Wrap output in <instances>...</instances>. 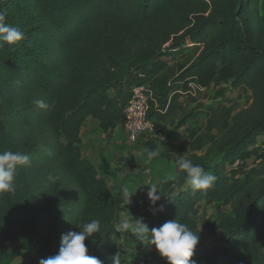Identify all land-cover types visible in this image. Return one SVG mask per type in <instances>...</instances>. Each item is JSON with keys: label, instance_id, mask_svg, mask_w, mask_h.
Returning a JSON list of instances; mask_svg holds the SVG:
<instances>
[{"label": "trees", "instance_id": "trees-1", "mask_svg": "<svg viewBox=\"0 0 264 264\" xmlns=\"http://www.w3.org/2000/svg\"><path fill=\"white\" fill-rule=\"evenodd\" d=\"M0 11L25 34L18 46L0 47V152L30 157L15 190L0 194V264L13 263L9 244L18 242L38 264L58 253L63 234L93 219L100 231L85 241L87 254L112 264L119 253L127 264L117 228L123 201L82 156V130L88 120L106 134L123 128L136 86L163 102L190 82L216 88L215 103L204 106L201 134L181 155L214 174V186L194 193L176 165L156 206L141 197L131 217L149 230L172 219L205 230L216 244L199 241L194 264H264V0H0ZM167 58L183 59L169 81ZM226 85L247 92L239 110L217 101ZM155 114L151 103L148 118ZM251 158L259 162L248 166ZM208 208L215 213L202 220ZM128 241L148 242L130 230Z\"/></svg>", "mask_w": 264, "mask_h": 264}, {"label": "rangeland", "instance_id": "rangeland-1", "mask_svg": "<svg viewBox=\"0 0 264 264\" xmlns=\"http://www.w3.org/2000/svg\"><path fill=\"white\" fill-rule=\"evenodd\" d=\"M224 89L222 97H219L217 101H221V99L225 101L224 103L228 101L233 104L234 109L239 110L247 100V92L243 89L232 92L228 85ZM215 91L216 88L212 87L201 92L198 97L201 111L197 116V124L201 128L204 127L206 120L204 106L214 105ZM154 133L155 131L132 144L128 142L122 127L106 134L98 128L95 121L88 120L82 130V144L80 145L82 156L91 159L99 177L107 182L114 195L120 198L121 190L125 187L133 194L137 191L131 198L129 205L123 202V210L120 214L121 222L130 219L133 215L130 212V207L145 196L147 187L156 185L159 189L164 183L176 178V165L173 162L163 161L169 154L166 156L161 154L166 146L162 144L163 140L156 142L157 139L154 138ZM149 139L151 140L150 143H148ZM257 147L261 149L262 145L257 144ZM150 151L154 152L155 155L149 157L148 153ZM258 162L259 160L253 161V158L247 161L248 166ZM169 177H172V179H168ZM214 213L215 211L212 208L205 209L202 211V220L209 219ZM199 241L201 246H214L216 244V241L208 237L203 229H200ZM9 248L11 252L17 253L12 264H31L35 259L34 250L26 242L11 243ZM119 249L122 254L127 255V264H166V261L157 254L154 246L150 247L148 242L140 248L132 246L128 241V231H122Z\"/></svg>", "mask_w": 264, "mask_h": 264}, {"label": "clouds", "instance_id": "clouds-1", "mask_svg": "<svg viewBox=\"0 0 264 264\" xmlns=\"http://www.w3.org/2000/svg\"><path fill=\"white\" fill-rule=\"evenodd\" d=\"M25 38L24 32L18 27L11 26L6 20V13L0 11V47L18 46ZM41 109H49L50 105L43 99L35 101ZM149 157L155 155L148 153ZM176 160L179 170L185 174L184 183L190 186L193 192L205 193L214 186L217 177L212 173H205L199 165L193 164L191 159L183 155ZM30 165V157L21 152L11 150L0 152V194L15 190V178L20 167ZM168 179H172L169 177ZM131 193L127 187L120 193L121 200L129 205ZM149 210L153 209L163 197L156 185L147 187L145 193ZM121 231H131L137 239H147L150 247L155 248L157 254L166 261V264H194L192 257L200 240V235L193 232L185 223L177 219L164 222L151 230L142 222V219H125L117 225ZM100 231V221L93 219L84 223L80 230L69 231L61 236L58 253L54 256L41 258L38 264H102L96 256L88 255L86 240L94 237ZM112 264H122L119 253L111 257Z\"/></svg>", "mask_w": 264, "mask_h": 264}, {"label": "crops", "instance_id": "crops-1", "mask_svg": "<svg viewBox=\"0 0 264 264\" xmlns=\"http://www.w3.org/2000/svg\"><path fill=\"white\" fill-rule=\"evenodd\" d=\"M192 52V51H191ZM169 70H168V81L173 79L177 75L176 65L183 61L179 60H170L167 58ZM186 89H180L174 93H169L168 96L162 101L155 100L154 111L155 117L152 121L157 122L155 130V139L156 142H161L163 140V145L165 149L161 151V154L168 155L164 158L165 162H174L181 153L187 154L190 152L191 140L195 137H199L201 134L200 125L197 124L200 112V103L198 97H184L180 92L186 91ZM207 91V89H205ZM209 107L212 108V105ZM210 113V109L206 110L205 113ZM184 116H188V120L177 128V122ZM196 132V135L194 134ZM153 138V137H152ZM159 138V139H158ZM164 140H167L164 142ZM176 165V164H175ZM177 172V166H176Z\"/></svg>", "mask_w": 264, "mask_h": 264}, {"label": "built area", "instance_id": "built-area-1", "mask_svg": "<svg viewBox=\"0 0 264 264\" xmlns=\"http://www.w3.org/2000/svg\"><path fill=\"white\" fill-rule=\"evenodd\" d=\"M204 91L205 88L190 82L188 89L180 93L187 98L196 97ZM151 103L155 104V99L149 86L139 85L132 89L131 98L124 110L123 124V131L129 143H136L140 137L154 132V124L148 118Z\"/></svg>", "mask_w": 264, "mask_h": 264}]
</instances>
